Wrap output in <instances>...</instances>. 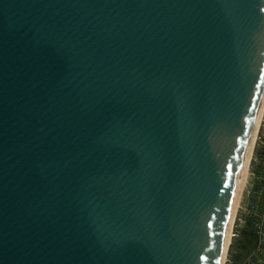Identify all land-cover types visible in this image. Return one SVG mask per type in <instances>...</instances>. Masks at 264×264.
Wrapping results in <instances>:
<instances>
[{
  "label": "water",
  "instance_id": "water-1",
  "mask_svg": "<svg viewBox=\"0 0 264 264\" xmlns=\"http://www.w3.org/2000/svg\"><path fill=\"white\" fill-rule=\"evenodd\" d=\"M264 94V0H0V264H221Z\"/></svg>",
  "mask_w": 264,
  "mask_h": 264
},
{
  "label": "rangeland",
  "instance_id": "rangeland-1",
  "mask_svg": "<svg viewBox=\"0 0 264 264\" xmlns=\"http://www.w3.org/2000/svg\"><path fill=\"white\" fill-rule=\"evenodd\" d=\"M262 142H264V112L262 114L260 130L255 140V146L252 150L250 166L247 171V179L242 184L243 187L240 193L235 224L233 227L234 237L228 250V261L226 264H248L251 258V250L255 248L257 242V236L252 225V220L246 218L247 213L245 209L248 206H252L253 196L256 195V191H253L255 185L252 187L251 184V177L252 174L256 172L255 170L259 169L257 166V159L260 160L261 157H258L263 152V149H261Z\"/></svg>",
  "mask_w": 264,
  "mask_h": 264
},
{
  "label": "built area",
  "instance_id": "built-area-1",
  "mask_svg": "<svg viewBox=\"0 0 264 264\" xmlns=\"http://www.w3.org/2000/svg\"><path fill=\"white\" fill-rule=\"evenodd\" d=\"M263 152L258 157V168L252 174L251 184L256 195L253 196L252 206H248L245 211L246 218L252 220V225L255 229L257 242L255 248L251 250L250 260L248 264H263L264 263V142L261 144ZM250 208V209H249Z\"/></svg>",
  "mask_w": 264,
  "mask_h": 264
},
{
  "label": "bare ground",
  "instance_id": "bare-ground-1",
  "mask_svg": "<svg viewBox=\"0 0 264 264\" xmlns=\"http://www.w3.org/2000/svg\"><path fill=\"white\" fill-rule=\"evenodd\" d=\"M264 112V94H263V98H262V102L259 108V112L254 124V128L253 131L251 133V137L248 143V147L246 150V154L244 157V161L242 164V168H241V172H240V177H239V182H238V186H237V191H236V195H235V200H234V205H233V209H232V214H231V219H230V223H229V228H228V233H227V238H226V242H225V248H224V253H223V257H222V263L221 264H226V262L228 261V254H229V247L232 244V240L234 237V224H235V219H236V212H237V208H238V201L240 198V193L242 191V187H243V183L244 181L247 179V175H248V168L250 166V158H251V154H252V150L255 146V140L257 138V134L260 130V123H261V119H262V114Z\"/></svg>",
  "mask_w": 264,
  "mask_h": 264
}]
</instances>
